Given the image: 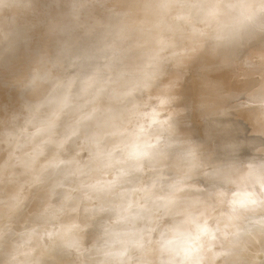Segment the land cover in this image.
Segmentation results:
<instances>
[{
    "label": "clouds",
    "instance_id": "1",
    "mask_svg": "<svg viewBox=\"0 0 264 264\" xmlns=\"http://www.w3.org/2000/svg\"><path fill=\"white\" fill-rule=\"evenodd\" d=\"M0 264H264V0H0Z\"/></svg>",
    "mask_w": 264,
    "mask_h": 264
}]
</instances>
